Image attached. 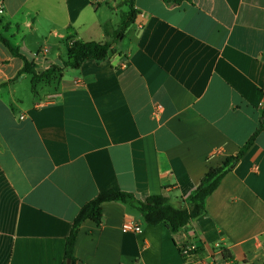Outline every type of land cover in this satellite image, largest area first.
<instances>
[{
	"label": "crops",
	"instance_id": "crops-1",
	"mask_svg": "<svg viewBox=\"0 0 264 264\" xmlns=\"http://www.w3.org/2000/svg\"><path fill=\"white\" fill-rule=\"evenodd\" d=\"M120 5L1 0L0 31L42 71L66 58L69 28L82 42H110ZM133 6L111 57L66 70L36 95L19 94L29 78L17 77L23 63L0 43V264H62L73 220L104 191L161 194L183 207L206 171L255 133L264 0ZM102 214L100 226H80L75 264H192L179 247L200 249L196 260H223L221 250L226 264H264V131L206 199L205 214L178 232L145 225L120 203L103 204ZM129 220L140 234L122 233Z\"/></svg>",
	"mask_w": 264,
	"mask_h": 264
},
{
	"label": "trees",
	"instance_id": "trees-1",
	"mask_svg": "<svg viewBox=\"0 0 264 264\" xmlns=\"http://www.w3.org/2000/svg\"><path fill=\"white\" fill-rule=\"evenodd\" d=\"M167 5H178L186 0H161ZM134 0H123L128 11L117 30L112 35L110 42H82L76 39L72 28H69L64 38L66 58L60 59V64H52L45 70H38L37 63L20 53L0 31V43L14 57L23 63L17 77L27 76L33 94H37L38 87L45 83L48 86L54 80L56 83L66 70H78L86 61L99 64L106 61L115 52V46L124 39L126 30L134 23L136 13L133 6ZM55 83V85H56ZM7 84H0V89ZM264 131V104L260 110L258 127L252 137L231 157L226 158L221 165L209 168L197 187L182 201L183 207H174L170 199L164 195H152L144 200H139L134 194L122 191L108 190L99 193L94 199L84 204L72 222L70 232L65 239L64 260L62 264H75L74 246L80 226L85 221H91L100 226L103 221L102 205L105 203H120L136 210L142 217L144 224L157 226L164 224L171 233L189 226L192 221L205 214L206 199L218 188L222 179L230 173L247 150L252 146L258 134ZM184 248L179 247L182 254ZM200 249L188 251L182 255L186 262H193ZM223 260H227L226 253H222Z\"/></svg>",
	"mask_w": 264,
	"mask_h": 264
},
{
	"label": "rangeland",
	"instance_id": "rangeland-1",
	"mask_svg": "<svg viewBox=\"0 0 264 264\" xmlns=\"http://www.w3.org/2000/svg\"><path fill=\"white\" fill-rule=\"evenodd\" d=\"M127 8H123L121 5H120V9L116 12V14H114L110 19L113 20L112 22V28H114V30H117L118 28V24L121 22L122 18H123V14H125L127 12ZM107 18V17H106ZM107 40H112L111 38H107ZM51 44H48L47 46L51 49L50 50V56H49V59H52L53 60V56H54V53L56 52L55 48L51 47L52 46V42H50ZM65 51V50H64ZM32 52V51H31ZM63 52V50H62ZM64 53V52H63ZM68 72H66L65 74H67ZM55 83H56V80H54L51 84H49L48 86H46L47 84L45 83H42L38 89H37V92L38 91H43L45 90V88L47 89H54L55 87ZM30 82L29 80L25 79L23 80L21 86H19V94L21 93H25L27 95H29L30 93Z\"/></svg>",
	"mask_w": 264,
	"mask_h": 264
},
{
	"label": "built area",
	"instance_id": "built-area-1",
	"mask_svg": "<svg viewBox=\"0 0 264 264\" xmlns=\"http://www.w3.org/2000/svg\"><path fill=\"white\" fill-rule=\"evenodd\" d=\"M1 1V0H0ZM0 14H2V10L0 9ZM122 233H132V234H140L142 232L140 226L136 224L134 221H126L122 224L121 227ZM194 250L192 247L184 248L182 255H186L188 251ZM222 254V251H219V256ZM192 264H226L222 259L216 260L214 257H210L206 260L197 259L192 262Z\"/></svg>",
	"mask_w": 264,
	"mask_h": 264
},
{
	"label": "water",
	"instance_id": "water-1",
	"mask_svg": "<svg viewBox=\"0 0 264 264\" xmlns=\"http://www.w3.org/2000/svg\"><path fill=\"white\" fill-rule=\"evenodd\" d=\"M67 264H69V263H67Z\"/></svg>",
	"mask_w": 264,
	"mask_h": 264
}]
</instances>
